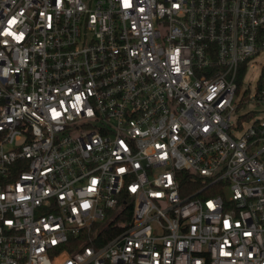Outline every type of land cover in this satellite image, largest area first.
Listing matches in <instances>:
<instances>
[{
    "label": "built area",
    "instance_id": "2783aa9c",
    "mask_svg": "<svg viewBox=\"0 0 264 264\" xmlns=\"http://www.w3.org/2000/svg\"><path fill=\"white\" fill-rule=\"evenodd\" d=\"M263 50L264 0H0V264H264Z\"/></svg>",
    "mask_w": 264,
    "mask_h": 264
},
{
    "label": "rangeland",
    "instance_id": "374dc122",
    "mask_svg": "<svg viewBox=\"0 0 264 264\" xmlns=\"http://www.w3.org/2000/svg\"><path fill=\"white\" fill-rule=\"evenodd\" d=\"M264 63V50L261 51L259 53V55L257 56H254L252 59H251V62L250 64H252V67L250 69H248V72L246 74V78L244 79L243 81V84H242V90L245 89L246 87L248 88L249 90V93L250 94H253L254 93V90H255V83L257 81V78H258V74H259V69H260V66ZM260 107L259 105L257 104H254L253 102H247L240 110V112H244V111H247V110H251V109H256ZM262 114V113H261ZM108 219H106L107 221Z\"/></svg>",
    "mask_w": 264,
    "mask_h": 264
},
{
    "label": "trees",
    "instance_id": "16d2710c",
    "mask_svg": "<svg viewBox=\"0 0 264 264\" xmlns=\"http://www.w3.org/2000/svg\"><path fill=\"white\" fill-rule=\"evenodd\" d=\"M189 173H187L186 175H188ZM110 238V235L108 234H104L102 241H100L101 243H104L105 241H107Z\"/></svg>",
    "mask_w": 264,
    "mask_h": 264
}]
</instances>
